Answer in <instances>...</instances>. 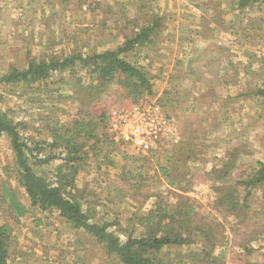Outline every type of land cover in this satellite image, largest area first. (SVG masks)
<instances>
[{
	"label": "rangeland",
	"instance_id": "obj_1",
	"mask_svg": "<svg viewBox=\"0 0 264 264\" xmlns=\"http://www.w3.org/2000/svg\"><path fill=\"white\" fill-rule=\"evenodd\" d=\"M237 2L0 0V78L11 67L25 68L31 59L116 50L154 16L164 19L153 43L128 55L154 83L153 95L139 103L118 85L86 93L83 86L91 80L81 68L75 75H56L48 86L0 85V110L22 125L20 133L33 149L39 146L44 158H53L34 167L51 179L62 164L54 159L60 150L50 147L53 136L70 131L82 114L99 116L144 103L159 106L167 116L172 139L146 158L104 138L106 128L100 127L96 134L101 141L89 143L86 170L76 178L85 209L95 213L94 221L118 222L114 229L122 241L141 236L140 219L158 204H180L187 198L196 211L195 225H206L221 240L215 249L217 256L224 252L221 264H264V189L253 191L249 211L241 217L215 209V188L224 185L216 177L224 165L234 160L237 169L226 182L237 186L264 163V98L248 95L264 89V6L242 11ZM240 93L248 97L235 98ZM161 98L173 99L172 107L163 109L157 103ZM179 149V182L171 185L158 164L166 163L164 151ZM4 188L16 196L25 214L19 216L10 206ZM238 190L243 199L244 187ZM4 224L12 229L10 264H120L58 212L31 208L17 182L11 139L0 136V226ZM172 250L174 257L166 261L175 258Z\"/></svg>",
	"mask_w": 264,
	"mask_h": 264
},
{
	"label": "trees",
	"instance_id": "obj_2",
	"mask_svg": "<svg viewBox=\"0 0 264 264\" xmlns=\"http://www.w3.org/2000/svg\"><path fill=\"white\" fill-rule=\"evenodd\" d=\"M256 5L264 6V0H238L237 9L244 11ZM163 21L162 17L154 16L149 25L136 28L135 34L127 37L123 46L116 50L87 56L74 54L53 57L42 61L31 59L25 68L11 67L0 78V85H21L26 88L39 87L43 84L48 86L56 75L66 72L75 75L77 69L81 68L88 71L91 80L88 86H83L86 93L91 91L102 93L112 85H118L126 90L129 96L135 98V101L145 95L152 96L154 88L152 77L143 67L130 62L128 55L137 47L143 48L153 43L152 36L161 28ZM258 30L262 29L258 28ZM248 95L264 98V89L258 87ZM248 95L240 93L235 98L248 97ZM171 102L174 100L161 98L157 103L166 109L172 107L169 105ZM109 114L92 116L84 113L80 119L74 121L70 131L61 136L54 134L55 139L50 147L60 150V154L54 159L61 160L62 164L51 179L39 175L34 167L43 166L53 158H44L41 154L43 148L39 146L33 149L20 133L22 125L0 110V136L11 139L16 154L17 182L27 195L31 208L40 212H58L72 229L83 231L93 238L105 248L110 258L120 264H221L224 252L219 256L215 255V249L222 243L221 240L216 237L213 230H207L206 225H195L193 216L196 211L188 205L187 198H182L180 204L165 206L158 204L140 219V226L143 229L141 236L129 235L125 241L121 240L116 232L118 230L114 229L119 226L118 222L94 221L95 213L85 209L86 203L77 194L76 178L81 171L86 170L84 164L88 157L89 143L92 140L101 141L96 134L100 127L106 128L104 138L111 139L115 143L107 132ZM165 142L166 139L159 147ZM94 148L92 146L91 149ZM179 150L164 151L162 155L166 163L158 164L159 173L171 185L179 182L175 175L178 171L176 155L183 152ZM189 153L191 154L192 150H189ZM147 156L149 155L143 158ZM231 156L235 158V155ZM187 159H192V156H188ZM234 163L233 160L232 163L224 165L223 173L216 177L217 180L223 181L224 185L215 188L217 192L215 209L227 215L241 217L249 211L248 203L253 191L264 189V163L259 162L258 168L246 180L239 181L237 186H232L226 182V179L230 171L237 169ZM238 186L244 187L243 199L239 195ZM4 191L10 200V206L18 212V215L25 214L26 210L16 196L5 188ZM11 232L12 229L8 224L0 226V264H10ZM196 244H199L200 248L192 249L191 247ZM172 249H175V258L166 261L167 256L174 257L171 253L174 251Z\"/></svg>",
	"mask_w": 264,
	"mask_h": 264
},
{
	"label": "built area",
	"instance_id": "obj_3",
	"mask_svg": "<svg viewBox=\"0 0 264 264\" xmlns=\"http://www.w3.org/2000/svg\"><path fill=\"white\" fill-rule=\"evenodd\" d=\"M108 129L115 143L128 146L142 156L157 149L164 139H172L173 135L167 116L155 104L140 103L112 111Z\"/></svg>",
	"mask_w": 264,
	"mask_h": 264
},
{
	"label": "crops",
	"instance_id": "obj_4",
	"mask_svg": "<svg viewBox=\"0 0 264 264\" xmlns=\"http://www.w3.org/2000/svg\"><path fill=\"white\" fill-rule=\"evenodd\" d=\"M161 17V16H160Z\"/></svg>",
	"mask_w": 264,
	"mask_h": 264
}]
</instances>
